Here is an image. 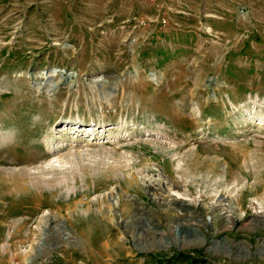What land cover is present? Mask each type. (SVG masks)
Wrapping results in <instances>:
<instances>
[{
    "label": "rangeland",
    "instance_id": "1",
    "mask_svg": "<svg viewBox=\"0 0 264 264\" xmlns=\"http://www.w3.org/2000/svg\"><path fill=\"white\" fill-rule=\"evenodd\" d=\"M0 264H264V0H0Z\"/></svg>",
    "mask_w": 264,
    "mask_h": 264
},
{
    "label": "bare ground",
    "instance_id": "2",
    "mask_svg": "<svg viewBox=\"0 0 264 264\" xmlns=\"http://www.w3.org/2000/svg\"><path fill=\"white\" fill-rule=\"evenodd\" d=\"M51 76H53V75L47 74L45 77H51ZM46 81H48V83L50 82L49 79ZM94 123L95 122H93L91 120V123H89V125H91V124L94 125ZM54 152L55 151H52L53 154H54ZM45 158H47V157H45ZM52 168H54V165L49 164L48 166H46V168L44 167L43 169L51 170ZM17 176L19 178V182H22L21 185L19 184V186H17V188L22 190V191H24L27 188L26 187L27 182L28 183L30 182L31 185H38L40 183V180L38 178L30 176L29 173L26 172L25 170L20 171ZM130 177L132 178L133 181L136 182L139 179L146 186H148V190L150 191L152 196H154L158 199L163 197L169 203L172 200H174V197H172V194L170 193V191L172 190L173 183H170L168 177L164 176L161 172L153 173L149 169H147L146 167H143L137 172L136 176L132 175ZM172 181L174 182V179ZM112 200H113L112 202L114 203V205H116L117 204V198H115V196H114L112 198ZM178 205L181 206L182 203H179ZM200 207H201V209H203L207 213H210L211 211L215 210L216 208H220L221 210H224L223 213H226V215H228L229 212L232 213L233 208H234L232 205H229L228 206L229 209H226L227 207H225L221 204L217 205V204H212V203H205V204H202ZM182 214H184V212Z\"/></svg>",
    "mask_w": 264,
    "mask_h": 264
}]
</instances>
